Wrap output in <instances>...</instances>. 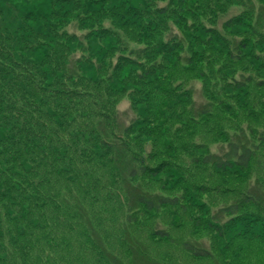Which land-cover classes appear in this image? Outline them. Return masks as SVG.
Here are the masks:
<instances>
[{
    "label": "rangeland",
    "instance_id": "1",
    "mask_svg": "<svg viewBox=\"0 0 264 264\" xmlns=\"http://www.w3.org/2000/svg\"><path fill=\"white\" fill-rule=\"evenodd\" d=\"M90 1L106 2L68 0L56 32L81 38L111 31L117 36L120 54L126 48L152 52L155 44H146L142 38L149 29L150 38L159 35L163 44H172L176 51L172 57L153 51L152 59L128 71L134 83L124 92L112 90V70L99 74L101 87L98 84L95 90L97 94L106 91L105 100L78 97L77 135L100 119L103 126L112 124L113 135L117 131L114 118H118L124 130L131 131L127 141L133 153L158 172L157 177L132 184L152 195L178 198L181 207L158 213L142 209L132 214L135 223L129 224L127 184L113 170L108 150L97 148L90 158L94 164L79 169L86 184L75 179L72 163L63 165L70 179L59 183L57 193L65 203L56 202L61 207L54 226L45 215V246L26 257L23 252L7 256L3 247L0 257L6 258L0 264H108L100 254L104 248L122 264H134L137 246L160 264H264V205H244L238 218L219 215L248 198L249 192L264 194V23L260 24L264 0H145V15L134 17L135 23L108 3L107 12L100 13L105 9L97 6L89 9ZM42 3L34 7L42 9ZM4 7L0 1V8ZM12 23L18 30L21 23ZM6 24L9 21L0 20L1 27ZM245 46L237 59L234 54ZM77 52L71 55L85 54ZM192 57L196 62L191 67L185 59ZM238 82L245 86L239 88ZM84 103H91L99 117L91 119ZM211 103L212 115L198 118L199 109ZM242 132L258 148L249 169L220 172L202 164L208 155L227 153L230 142ZM88 141L90 146L100 143L96 137ZM67 142L72 144L70 138ZM84 143L78 138L74 147L81 150ZM74 154L69 151L68 156L72 159ZM80 203L96 235L82 225L75 210ZM45 204V210L57 206ZM242 219L250 222L244 224ZM161 232L169 238H161ZM186 243L209 251L213 258L191 256L183 249Z\"/></svg>",
    "mask_w": 264,
    "mask_h": 264
},
{
    "label": "trees",
    "instance_id": "2",
    "mask_svg": "<svg viewBox=\"0 0 264 264\" xmlns=\"http://www.w3.org/2000/svg\"><path fill=\"white\" fill-rule=\"evenodd\" d=\"M0 1L6 5L0 8V20L9 21L5 28L0 25V253L4 247L7 256L23 252L26 257L32 255L31 250L37 251L45 246V215L49 225L54 226L59 222L56 213L58 207H61L56 202L65 203L63 197L58 194L59 183L70 179L64 172L63 165L65 162L72 163L75 167L73 176L78 183L86 184L79 169L94 164L90 158L94 156L93 150L97 148L108 150L112 156L113 170L122 176V180L124 178L127 184V200L131 212L128 217L129 224L135 223L132 214L135 215L142 209L147 213H158L165 209L181 207L178 198L152 195L145 192L141 186L132 184L140 178L151 175L157 177L158 172L153 171L146 161L133 153L127 141L131 131L124 130L118 123V118H114L113 123H116L117 131L113 132V135L109 131L112 124L103 126L101 119L92 129L82 128L80 134H84L77 135L80 118L75 110L79 105V96H85L86 99L96 97L95 101L104 102L106 91L97 94L95 87L98 84L101 87L98 75L106 69L114 73L111 76L112 90L116 93L124 92L134 83L128 71L140 68L141 61L147 60L148 57L152 59L153 51L155 55L172 57L176 51L171 48L172 44L167 47V44L159 40V35L150 38L149 29H146V35L142 38L146 44H155L152 52L126 48L119 54L117 36L111 31L91 32L81 38L56 32L65 17V13L62 14L61 11L69 5L68 0ZM39 1H43L40 5L42 9L34 7ZM105 1L102 4L90 1L86 6L89 9L95 6L105 9L100 12L102 13L107 12L108 3L109 6L118 8L117 10L133 23L134 17L142 19L145 15V0ZM12 21L21 23L18 30ZM262 23L264 10L260 16V24ZM31 28L36 30L32 31ZM26 29L30 31L27 32ZM32 32L40 39V43H37ZM244 48L246 46L234 54L237 59L244 54ZM77 51L85 54L80 57L77 54L71 55L78 53ZM86 53H89V56ZM114 57H117L116 60ZM194 60L193 57L186 58L185 63L192 67L196 62ZM247 82L251 84L252 81L247 79ZM244 86L243 83L239 84V88ZM84 106L91 119L99 117L91 110V103H84ZM212 107L213 103L202 106L198 111V118L211 116ZM90 112L93 116L89 115ZM95 137L100 143L90 146L88 139ZM69 138L73 145L67 142ZM78 138L85 142L81 150L79 146L74 147V141H78ZM256 150L258 148L250 142L248 135L242 132L230 142L227 153L208 155L202 164L220 172L249 169ZM69 151H75V158L68 156ZM89 175L87 172L86 176ZM45 201L55 202L57 206L49 205V210H45ZM252 203L264 205V194L249 192L248 198L222 210L219 215L238 218L243 206ZM78 206L76 205L75 210L82 220V225H87L93 235H96L87 209L83 208L81 203ZM241 222L247 224L250 219H242ZM159 235L163 239L169 238L166 232ZM34 236L37 239H34ZM137 248L139 252H134L136 257L132 263L160 264L152 259L148 252L140 251L142 249L138 246ZM183 249L198 259L213 258L209 251L190 243H186ZM100 254L108 264H122L105 248ZM1 258L6 257H0L2 262L4 259ZM22 260L25 261L24 257Z\"/></svg>",
    "mask_w": 264,
    "mask_h": 264
}]
</instances>
